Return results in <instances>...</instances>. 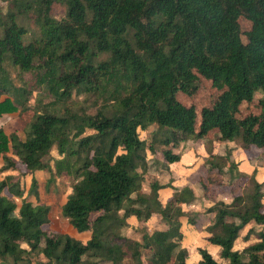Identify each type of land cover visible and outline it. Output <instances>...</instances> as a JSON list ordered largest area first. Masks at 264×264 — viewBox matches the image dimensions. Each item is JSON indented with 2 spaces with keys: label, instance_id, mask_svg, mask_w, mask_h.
I'll use <instances>...</instances> for the list:
<instances>
[{
  "label": "trees",
  "instance_id": "trees-1",
  "mask_svg": "<svg viewBox=\"0 0 264 264\" xmlns=\"http://www.w3.org/2000/svg\"><path fill=\"white\" fill-rule=\"evenodd\" d=\"M0 1L16 7L0 11V116L27 112L35 91L51 98L42 105L36 100L22 136L0 128V171L20 163L30 175L23 197L17 179H0V264L32 255L43 264H264L261 183L250 177L230 202L207 208L212 217L203 239L219 248L223 261L197 247L200 258L186 262L179 219L193 192L173 188L161 203L162 186L145 162L157 146L165 164L176 162L173 148L211 130L214 141L264 147V0H64L60 18L49 15L43 0L34 36L17 22L28 6ZM239 17L249 22L246 30ZM198 77L218 94L200 108L195 128L194 107L175 94L193 90ZM257 92V111L239 117V105ZM78 95L99 97L101 105L93 114L73 112L69 104ZM85 129L93 132L83 136ZM52 147L53 171L43 160ZM207 154L203 192L221 185L225 171L242 177L232 162L224 166ZM41 169L70 176L59 215L76 233H87L85 240L51 228L49 206L26 199L36 197L33 172ZM14 198H21L18 206ZM134 204L137 221L157 213L165 227L142 232L140 241L123 236L128 217L119 211ZM244 228L246 244L233 249Z\"/></svg>",
  "mask_w": 264,
  "mask_h": 264
},
{
  "label": "rangeland",
  "instance_id": "rangeland-1",
  "mask_svg": "<svg viewBox=\"0 0 264 264\" xmlns=\"http://www.w3.org/2000/svg\"><path fill=\"white\" fill-rule=\"evenodd\" d=\"M23 3L28 8L24 6L21 7L22 12L17 17V22L21 24L27 30V36L37 35L39 32L38 23L40 15L42 14L45 3L43 0H18ZM49 1V15L54 18H60L65 12V1L64 0H48ZM18 2L16 1V4ZM11 9L16 11V7L11 2L0 1V11L3 13L6 9ZM238 23L241 30H246L249 27V22L243 17L238 18ZM244 39V36H243ZM17 74V70H11L10 75L14 77ZM29 73L22 74L23 79H27ZM193 90L187 91L186 93L177 92L175 94L176 99L186 106H193L196 112L195 118V128L197 127L199 121V111L201 107L209 106L218 91L210 86V83L205 79L198 77L195 82V86L192 87ZM37 92L32 93V98L29 102V109L27 112L19 114L18 111L12 113L3 114L0 116V128L5 132H16L19 136H22L27 121L31 119L30 113L33 109L36 110L37 105L36 100H40V104H45L51 100L50 97L37 95ZM40 94V92H39ZM260 96V93H255L254 99L251 102H242L239 105V117L245 116L249 113H254L257 111L256 98ZM42 98V99H41ZM38 100V101H39ZM70 103V102H68ZM38 105V106H39ZM72 111L76 113L85 112L87 114H93L101 105V98L78 95L72 98L69 104ZM93 130L85 129L84 135L92 133ZM213 130L208 132L202 141L197 142L194 139L186 140L179 144L173 149V152L180 153V160L177 163L169 164L167 169H165V162L162 159L160 150L162 147L157 146L154 153L147 152L145 162L147 163L148 171L155 180L156 184L161 185V188L157 190V197L159 201L164 202L171 194V185L179 186L186 185L189 186L195 195V198L190 206L183 207V215L181 216L179 223L182 236V245L186 246L191 252V259L195 254V247L203 244L201 235L204 232V227L211 219V213L207 211V208L211 206L216 201H228L232 196L238 194L243 188L249 186L248 179L254 175V170L256 167H261L264 169V150H258L257 147L251 148L250 150L244 151L246 154V160L252 161V166L254 170L250 174H246L242 171V177H238L234 171H225L223 174V182L221 185L217 186L214 190L211 188L206 189L204 192L199 190L196 183L199 185L201 179L204 176V169L206 167L202 159H206L204 154L213 152V157L216 161L224 166L229 163L239 162V157L231 155L232 151L230 148L225 147L226 145H218L212 148V140H214ZM140 136L144 137V133ZM230 147H235L234 151L239 149V143L235 140L233 143H229ZM228 148V149H227ZM226 149V151H225ZM214 151H216L214 153ZM212 154V153H211ZM204 155V157H203ZM55 148L52 147L49 152L43 157V160L48 164L50 170L53 171V159L56 158ZM234 158V159H233ZM210 160V158L208 157ZM235 160V161H234ZM233 163V164H234ZM235 170V168H234ZM51 171L41 169L35 172L34 177L37 182V195L34 198L33 195L29 196V200L35 204L40 202L47 204L50 207V218H51V228L54 230L71 233V225L62 219L59 215V205L62 204L66 195L70 192L71 179L70 176L63 172L59 175L52 174ZM237 171V168H236ZM24 168L20 163L16 164L14 170V177L20 186L26 189L30 183V175L25 173ZM264 172V170H263ZM260 175V174H259ZM258 175V176H259ZM172 182V184H171ZM170 185V186H169ZM172 185V186H173ZM174 188V186H173ZM141 191L143 193H148L146 188V183H141ZM14 202L18 205L20 202L19 198H14ZM264 202V199H263ZM140 211V206L134 204L128 210H120L119 214L123 213L124 216L128 217L127 225L120 229V233L123 236L130 237L134 240L140 241V234L142 232H150L154 228L165 227L164 222L158 217L157 214L152 213L149 218L142 224H138L135 218L137 212ZM192 220V221H191ZM47 228V225L45 226ZM245 230V229H244ZM243 230V231H244ZM82 238V235H77ZM240 246V243H237ZM237 244L235 246H237ZM24 246L23 244L21 245ZM234 246V247H235ZM213 255L220 260L217 256V252L213 251ZM18 264H43V258L41 255H32L28 258L19 262ZM122 264H132L128 259L122 261Z\"/></svg>",
  "mask_w": 264,
  "mask_h": 264
},
{
  "label": "crops",
  "instance_id": "crops-1",
  "mask_svg": "<svg viewBox=\"0 0 264 264\" xmlns=\"http://www.w3.org/2000/svg\"><path fill=\"white\" fill-rule=\"evenodd\" d=\"M202 139H204V137L202 138ZM202 139H200V140H195V141H197V142H200V141H202ZM212 142V148H215L216 149V147L218 146V145H226L225 147H228V148H230V151H232V153H231V155H233V157H235V155H237L238 157H239V162H237L236 163V166H234L235 167V170H236V168H237V172H240V171H242V172H244V173H246V174H250L251 175V172L254 170V167L252 166V164H253V162L250 160V161H247L246 160V154L244 153V151H246V150H250L251 148H254V146L253 145H251V146H249L247 149H243V148H241V146L239 145V149H237L236 151H234V149H235V147H230V145H228L229 143H233L234 141H224V142H218V141H214V140H212L211 141ZM227 148V149H228ZM174 149V148H173ZM172 149V150H173ZM258 150H264V147H262V148H257ZM225 151H226V149H225ZM216 151H214V153H215ZM177 153H178V151H177ZM211 153L213 154V152H212V150H211ZM179 155H180V153H179ZM205 155V157H207L208 156V154L206 153V154H204ZM204 155H203V157H204ZM56 158H57V156H56ZM234 159V158H233ZM179 160H180V157H179ZM178 160V161H179ZM205 160V159H204ZM204 160L202 159V162H204ZM178 161H176V162H173V163H169V164H174V163H177ZM235 161V160H234ZM232 163H234V162H232ZM169 164H165V169H167V171H168V169L169 168H167L168 167V165ZM0 165H1V158H0ZM234 165H235V163H234ZM253 169V170H252ZM263 170L264 169H262L261 167H256V169L254 170V175L252 176L257 182H259V183H261L262 184V191L264 192V172H263ZM36 171H38V170H36ZM36 171H34L33 172V174H35V172ZM260 174V175H259ZM4 175H11L12 176V179H16L15 177H14V170H6V171H0V179L4 176ZM259 175V176H258ZM171 184H172V182H171ZM173 185V184H172ZM170 186L172 189H171V191L173 192V186H174V188H181V187H183V186H186V185H179V186H175V185H173V186ZM196 185L198 186V188H199V190H201V187H200V183H199V185L196 183ZM20 186V185H19ZM29 186V185H28ZM21 188H23L22 186H20ZM187 187H189V186H187ZM163 188V187H162ZM190 188V187H189ZM24 189V188H23ZM27 189H28V187L26 188V189H24V193H23V195H22V197L25 195V192L27 191ZM191 189V188H190ZM192 190V189H191ZM202 191V190H201ZM171 192V193H172ZM192 192H193V190H192ZM203 192V191H202ZM171 195V194H170ZM193 195H194V192H193ZM170 197V196H169ZM168 197V198H169ZM194 198H195V195H194ZM232 198V197H231ZM231 198L228 200V201H223V202H225V203H228V202H230V200H231ZM19 199H21V198H19ZM27 200H29V197H27L26 198ZM263 199H264V196H263ZM194 200V199H193ZM30 201V200H29ZM193 202V201H192ZM191 202V203H192ZM20 203V202H19ZM191 203H189L188 205H182V209H183V207L184 206H190L191 205ZM264 203V202H263ZM19 205V204H18ZM17 204H16V206H18ZM61 205V204H60ZM60 205H59V207H60ZM49 212H50V207H49ZM152 214V213H151ZM150 214V215H151ZM155 214H157V213H155ZM158 215V214H157ZM49 217H50V214H49ZM159 217V216H158ZM211 217H212V214H211ZM149 218V217H148ZM147 218V219H148ZM146 219V220H147ZM50 220H51V218H50ZM146 220H144V221H141V222H139L138 221V224L140 225V224H142V223H144ZM180 220V219H179ZM209 221H210V218H209V220H208V222L206 223V225L209 223ZM52 222V221H51ZM126 225H127V223H126ZM125 225V226H126ZM205 225V226H206ZM205 228V227H204ZM71 229H72V232L71 233H67V234H69V235H72V236H74V237H77V238H79V239H82V240H85L87 237H88V235H87V233H76L75 232V230L71 227ZM154 229H159V228H154ZM245 229V228H244ZM243 229V230H244ZM241 231V233L239 234V236L235 239V241H234V243H233V249H241L246 243L245 242H243L242 241V239H241V236L243 235V233H244V231ZM180 231H181V229H180ZM77 235H82L83 237L82 238H80L79 236H77ZM123 235V234H122ZM204 235H205V231L202 233V235H201V239H202V242H203V244H201V245H198V246H196L195 247V254H193V256L192 257H194L193 259H191V252H190V250L188 249V248H186V246H183L182 245V242L180 241V246L181 247H183V248H185V250H186V262H196L199 258H200V256H199V254L197 253V250H196V248L197 247H202V248H205L206 249V251L216 260V261H223L221 258H219V255H218V253H219V248L216 246V245H213V244H209V243H207L204 239H203V237H204ZM127 237V236H126ZM130 238V237H129ZM181 240H182V238H181ZM253 239L250 237V239L248 240V241H252ZM237 243H240L241 245L240 246H238V244ZM237 244V246H235ZM235 246V247H234ZM23 247H25V245L23 246ZM213 251H215V252H217V256H218V258L220 259V260H217V258L213 255Z\"/></svg>",
  "mask_w": 264,
  "mask_h": 264
}]
</instances>
